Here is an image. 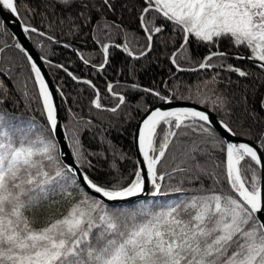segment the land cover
Instances as JSON below:
<instances>
[{
	"label": "snow or ice",
	"instance_id": "6c2138e0",
	"mask_svg": "<svg viewBox=\"0 0 264 264\" xmlns=\"http://www.w3.org/2000/svg\"><path fill=\"white\" fill-rule=\"evenodd\" d=\"M115 4L116 0H40L33 7L21 0H0V36L10 31L7 10L29 41L34 34L70 48L85 65L89 59L57 36L76 37L88 29L103 57L98 71L110 64V48L139 60L156 44H172L175 50L168 59L173 75L219 68L242 78L252 76L229 60H247L264 72V0H136L129 10L137 12L143 32L138 51L129 47V30L109 20L117 12ZM37 15L40 23L33 24ZM168 31L178 36V44L164 35ZM12 35L16 43L9 47L23 53L28 63L45 122L17 121L0 109V264H264V132L230 139L236 137L233 121L215 115L221 110L231 114L227 97L215 88L220 72L192 85L131 84L161 104L152 106L143 98L138 102L143 104L137 108L142 118L133 138L141 158L124 175L119 162L126 154L117 152L111 141L100 137L99 151L85 147L82 136L92 129L91 120L68 109L74 124L61 125L59 105L37 61L52 62L34 56ZM116 38L122 43L105 42ZM225 41L228 47L222 49ZM193 45L205 49L199 59L193 57ZM5 51L0 46V57ZM180 61L195 63L196 68L185 69ZM8 63L7 69L0 68V77H8L15 67L13 59ZM57 67L94 90L95 108L116 113L127 103L125 95L107 83L106 91L119 102L105 108L91 79L78 77L64 64ZM180 88L188 95L177 97L175 90ZM10 94L0 79V105ZM60 95L67 99L62 91ZM194 96L199 106L171 107L177 99ZM260 106L264 108V100ZM166 156L170 171L164 167ZM100 160L107 162V172ZM177 176L180 186L168 185L166 190V182ZM205 179L211 183L205 184ZM57 195L69 201L67 208L58 218L40 223L34 210Z\"/></svg>",
	"mask_w": 264,
	"mask_h": 264
},
{
	"label": "trees",
	"instance_id": "16d2710c",
	"mask_svg": "<svg viewBox=\"0 0 264 264\" xmlns=\"http://www.w3.org/2000/svg\"><path fill=\"white\" fill-rule=\"evenodd\" d=\"M21 3H28L35 7L40 3V0H21ZM134 3H136V0H116L115 7L117 12L115 15L110 14L109 20L122 23L123 27L129 30V47L134 51H138L144 41L142 39L143 32L139 30L136 19L137 12L129 10ZM125 4L127 7L122 8V5ZM21 15H25L22 8ZM32 23H40L38 15ZM32 35V42L39 52L46 57V60L52 62L51 65L46 62V65L59 90L64 124H74L72 115L68 109H71L72 113H75L78 118L91 120L92 129L85 131L82 136L85 147L92 151H99L101 150V145L99 144L100 137H103L106 142L111 141V146L117 152L126 154V159L119 162V167L124 175H127L135 167V161L137 160L134 151L133 132L137 119L142 113L137 108L143 106V104H138V102L142 98L143 102L149 105L160 102L142 91L132 89V83H137L142 88L162 87L161 81L168 82L169 87H172L178 81L182 84L192 85L201 80H208L216 72H220V80L215 85V88L227 97L229 103L226 109L231 114L227 115L225 110H221L216 114L224 120L233 121L231 127H233L238 135L248 138L249 132L257 135L260 132H264V108L260 106L261 101L264 100V72H261L247 60H229L228 63L236 64L237 66L250 70L252 76L249 78L238 77L234 73L220 71L219 68L208 70L207 72L202 70L184 71L173 75L175 69L169 62L168 57L171 51L175 49L172 44H169L167 48L162 44H156L148 56L140 58L139 60L130 58L121 49L110 48V64L106 70L98 71V65L102 62L103 57L100 54L98 45L93 43L91 35H88V29H85L83 33L76 37H72L71 35L61 37L58 35L57 38L63 42L72 43L73 47L78 49L80 55L89 59V65L83 64L78 59V54L74 53L70 48H64L51 43L46 38ZM164 35L172 36L173 39L177 40V44L179 43V38L175 33L168 31ZM101 37H104V33H101ZM105 42L119 44L122 43V40L116 38L114 40H105ZM15 43L16 38L13 37L11 31L4 36H0V46L6 48L3 56L0 57V68L7 69L10 58L14 60L15 65L8 77H0V79L5 80V83L11 89L10 96L7 97L6 103L0 105V109L13 115L17 121L26 122L28 120H34L38 124H43L45 119L42 110V100L38 95L37 85L31 79L33 74L30 72L27 61L23 58V53L14 47H9ZM221 47L222 49L227 48V42H223ZM191 51L195 59H199L201 54L205 53L203 46L193 45ZM240 51L242 54L248 55L246 50L241 49ZM180 62L184 68L192 69L196 67L195 63L188 64L183 61ZM60 64H64L69 71H72L82 79H91L100 90L101 103L105 108L114 107L119 102L116 97H113L106 91L107 83L113 84V91L125 95L127 103L122 105L116 113L104 110V108H95L92 104V100L95 98L94 90L84 83L73 81L62 69L57 67ZM93 65L97 67H93ZM61 91L64 97L67 98L66 100L61 97ZM175 94L177 97L182 94L185 96L188 95L182 88L176 89ZM188 101L197 103V97L194 96ZM252 113H255V116ZM111 158L109 156V160ZM94 162L97 161L94 160ZM98 164L107 172V162L100 160ZM164 167L169 171L171 170L170 156H166ZM180 179L181 177L177 176L175 180L167 181L166 190H168V185H171L172 188L180 186L177 183ZM210 183V180L205 179V184ZM183 187L189 188L191 185L184 184ZM73 194L76 196L80 195L77 192ZM68 202L65 198L57 195L38 209H35L34 214L40 223L49 219L58 218L67 208Z\"/></svg>",
	"mask_w": 264,
	"mask_h": 264
},
{
	"label": "water",
	"instance_id": "95a60500",
	"mask_svg": "<svg viewBox=\"0 0 264 264\" xmlns=\"http://www.w3.org/2000/svg\"><path fill=\"white\" fill-rule=\"evenodd\" d=\"M5 15L7 17V20H6L7 27L10 29L11 33L12 34L15 33V36L18 37L19 40L21 42H23L32 51V54L34 56H42V54L38 51L36 46L33 44L32 40L29 41L26 38V35L22 32V28H21L20 23L14 21L12 19L11 15L9 13H7V10H5ZM243 55H246V54H243ZM37 62L41 66L42 74L44 75L45 80L48 83L50 90H52L53 93H54L55 101L59 105L58 116H59L60 123L63 126L64 125V121H63L62 114H61V104H60L58 88H57V86H56V84H55V82H54V80H53V78H52L47 66H46L45 60H38ZM185 69H190V68H185ZM160 104H161V102H157V103L152 104V106H159ZM177 106H199V105H198V103L191 102V101H188V100H175L173 102V104L171 105V107H177ZM215 115H216L217 118L222 119L217 114H215ZM141 118H142V114L137 119L136 125L134 127L133 137H134V133L136 131V128H137ZM246 138L247 137L241 136V135H238V134H236V137H230V139H234V140H244ZM133 144H134L135 155H136V158L138 160L141 157H140L139 152L137 151V147H136V143L134 141V138H133Z\"/></svg>",
	"mask_w": 264,
	"mask_h": 264
}]
</instances>
